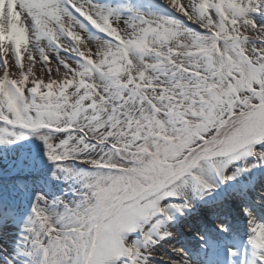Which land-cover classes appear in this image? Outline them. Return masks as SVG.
I'll list each match as a JSON object with an SVG mask.
<instances>
[{
    "label": "snow or ice",
    "instance_id": "obj_1",
    "mask_svg": "<svg viewBox=\"0 0 264 264\" xmlns=\"http://www.w3.org/2000/svg\"><path fill=\"white\" fill-rule=\"evenodd\" d=\"M162 3L174 15L131 0H14L10 18L5 0L0 143L39 138L80 185L71 202L35 194L25 264H150L155 230L193 196L251 166L238 160L264 164V0ZM57 50L76 59L54 61ZM16 179L26 191L30 177ZM244 213L253 264H264V220ZM16 219L0 211V226ZM174 252L162 258L194 264Z\"/></svg>",
    "mask_w": 264,
    "mask_h": 264
},
{
    "label": "rangeland",
    "instance_id": "obj_2",
    "mask_svg": "<svg viewBox=\"0 0 264 264\" xmlns=\"http://www.w3.org/2000/svg\"><path fill=\"white\" fill-rule=\"evenodd\" d=\"M67 55L70 54L67 53ZM63 163L66 167H70L73 170H84L89 167L78 160L70 159ZM234 163L235 167L240 168H243L244 164L248 163L251 165L249 168L255 172H258V170L262 171L264 167V164L256 166L255 161L251 157L238 160ZM53 172L56 173L55 176L53 175ZM18 174H23L30 177V179L27 181L28 189L26 191L17 187L19 181L16 179V177ZM3 179L9 181L8 185L11 186V191L17 192L15 195H20V197L24 199L23 203L20 202L19 204L20 208L18 207V213L23 220V225L27 216L31 212V207L36 193L39 192L46 195L50 202L56 198L65 200L66 202H71L76 198V190L80 187L74 176L63 169L58 168L56 164L48 160L47 156L45 155L43 142L35 136L26 137L11 145L0 143V180L2 181ZM225 186L229 187L228 183L225 184ZM257 188L255 187V189L252 190V195L246 194L245 197L241 195V198H244L245 202L253 205L255 207V209H253L257 217L264 220V194L258 193L256 190ZM213 192H210V194ZM208 198L209 196L204 197L202 200L203 204L200 208L202 212L201 216L203 221L206 223L205 229H209L213 232L214 225L211 220L213 213L212 209L207 205V202L209 201ZM257 199L259 204L258 202H255ZM238 203L239 206L236 205V207L238 206L239 214L240 208L242 207V201L239 199L237 201V204ZM177 214L178 212H175L174 216L177 217ZM189 219L190 220L187 224L186 222L182 221L179 223L176 219H173L172 221H166L155 230V236L162 234L164 231L170 232L172 235L167 236L165 240H162L159 244H157L155 249L158 252V258H149L153 264H170L169 260H165L162 257H172L174 259V249L176 248H183L185 252L188 253L191 260L199 257L202 258L205 264H218L224 259V256L227 254L224 248L223 250L221 249L220 252L219 249H213L210 251L207 250L206 252L204 246L206 243L204 240L195 238L202 231V229L200 231L199 227L200 221L197 220L196 217H191ZM166 227L168 230H166ZM129 238L133 240H139L141 239V234L137 230L132 232ZM25 257L27 260L28 257Z\"/></svg>",
    "mask_w": 264,
    "mask_h": 264
},
{
    "label": "bare ground",
    "instance_id": "obj_3",
    "mask_svg": "<svg viewBox=\"0 0 264 264\" xmlns=\"http://www.w3.org/2000/svg\"><path fill=\"white\" fill-rule=\"evenodd\" d=\"M104 2L115 5L120 3L121 0H104ZM125 2H127V0H125ZM131 2L146 11L151 9L164 14L174 15L173 10L168 8L167 5H164L162 0H131ZM4 8L5 0H0V19H3L5 15ZM13 9L14 0H8V16L10 18H12L14 15ZM15 19L18 20V16H15ZM257 20L258 22L264 21V18L257 15ZM49 54L53 57L54 61L58 54L67 59H76L73 54L68 53L72 55L70 56L67 55V52H62L60 50L51 52ZM263 173L264 167L262 171L258 170V172H255L248 167L247 171H242L235 180L228 182L229 187H226L225 184H220L219 187L215 189L213 193H211L213 195L209 193L205 196H193L191 209L185 210L183 214L178 212L177 217L174 216V219H176L179 223L182 221L186 222L187 224L190 220L189 218L191 217H196V219L200 221L199 227L200 231L201 229L202 231L195 238L204 240L206 243V245H204L206 252L207 250L210 251L213 249H219L220 252L221 249L223 250V248L227 252V254L224 256V259L218 264H253L255 258L252 255V249L250 245L247 244V238L249 235L247 226L248 217L244 213V207L245 205L251 207L252 209H255V207L250 205V203L245 202L244 198L242 199L241 197H245L246 194L252 195L251 192L253 189H255V187H258L256 189L258 193L264 194ZM207 196H209L207 205L212 209L213 213L211 218L214 225L213 232L209 229H205L206 223L203 221L201 216L202 212L200 208L203 204L202 200ZM239 199L242 201V207L240 206L241 208L238 214L239 203L237 204V201ZM17 202L18 200L16 199V195H10V193L8 194L4 188L0 187V211L13 212L17 218L16 222H10L0 226V264H8L10 260H15L16 264H25L26 261V257L21 251L22 242L25 235L24 225L22 223L23 220L19 214H16L14 211L15 207L12 205V203L14 205L17 204L19 207L20 203ZM255 202H258L259 204L258 199L255 200ZM236 205L238 206L236 207ZM221 224L224 225V229L220 228ZM166 230H168L167 227ZM165 238H167V236H163L162 234L158 236L154 235L156 243L151 245L150 250L156 252L157 255L152 257L158 258L159 255L155 248L157 247V244H159L160 241L165 240ZM174 256H176V253ZM193 262L194 264H205L203 259L200 257L193 259ZM151 263L152 261L150 260V264Z\"/></svg>",
    "mask_w": 264,
    "mask_h": 264
},
{
    "label": "water",
    "instance_id": "obj_4",
    "mask_svg": "<svg viewBox=\"0 0 264 264\" xmlns=\"http://www.w3.org/2000/svg\"><path fill=\"white\" fill-rule=\"evenodd\" d=\"M8 183H9V181H7L6 179L4 180H0V187H2V188H4V190H6V192L9 194L10 193V195L11 194H16V192L15 191H11V189H10V185H8ZM14 190V189H13ZM13 201V200H12Z\"/></svg>",
    "mask_w": 264,
    "mask_h": 264
}]
</instances>
